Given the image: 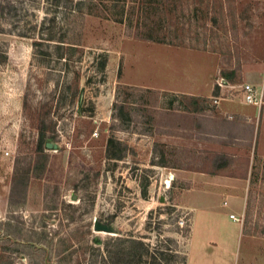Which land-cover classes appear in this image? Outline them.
Masks as SVG:
<instances>
[{"label": "rangeland", "instance_id": "obj_1", "mask_svg": "<svg viewBox=\"0 0 264 264\" xmlns=\"http://www.w3.org/2000/svg\"><path fill=\"white\" fill-rule=\"evenodd\" d=\"M181 48L217 54L216 96L149 86ZM263 75L264 0H0V264H145L128 234L186 257L165 264L222 257L221 208L264 236V157L213 112ZM214 173L247 177L242 209L196 198Z\"/></svg>", "mask_w": 264, "mask_h": 264}, {"label": "crops", "instance_id": "obj_2", "mask_svg": "<svg viewBox=\"0 0 264 264\" xmlns=\"http://www.w3.org/2000/svg\"><path fill=\"white\" fill-rule=\"evenodd\" d=\"M166 55H163L166 60L161 59L154 67L157 79L162 78L149 86L195 97L216 96L212 80L218 69L216 53L202 49L181 48L170 51ZM260 79H253L254 83L252 84H256L255 86L264 92V79L261 82ZM213 112L217 116L230 114L236 120L243 121L246 126L251 127V131L249 129L245 135L253 142L252 159L264 157V102L254 104L241 97H218L214 100ZM205 115L207 118L214 116ZM225 147L223 151L227 152V145ZM211 175L212 177H203L205 179L203 187H195L196 198L210 199L213 203H219V200L226 199V201L235 204L238 209H242L248 187L247 177L244 175L227 176L220 173ZM216 216L222 223L230 224L236 230L235 240L219 242L217 245L211 244L209 249L221 251L222 257H215V253H208V257L198 258L190 264H264V236L244 233L240 229L239 222L231 220L227 211L222 208L221 212L216 213Z\"/></svg>", "mask_w": 264, "mask_h": 264}, {"label": "trees", "instance_id": "obj_3", "mask_svg": "<svg viewBox=\"0 0 264 264\" xmlns=\"http://www.w3.org/2000/svg\"><path fill=\"white\" fill-rule=\"evenodd\" d=\"M134 36H136L139 39H146V40H150V41H157L160 40L161 42H165L167 40H163V39H158L155 38V36L150 33V31H147V33H135L133 34ZM168 42H174V41H168ZM101 68H104V64H101ZM41 144V143H40ZM41 148V145H39ZM121 155H118V157L120 158ZM221 156H226L225 154H221ZM227 164V163H224ZM120 239V244H125L124 246H122V248L118 249V254L123 257V256H127L129 255V253L132 252L133 257L138 256L139 260L144 259L145 264H160L162 262V264H165L163 262V260H169L168 258H166V254L169 255L168 257H172V254H177V256L180 259L181 263H185L186 261V257L183 255H178V253L174 252V253H168L171 251V249L168 247L167 250L168 251H163V249L160 247L159 244L155 245L154 247H151L150 244L146 241H143L142 239H137L135 238L133 235L128 234L127 237L125 238H119ZM95 241L100 242V238H95ZM136 245H138L140 247L139 252L137 253L138 255H136L134 253L135 249H136ZM167 252V253H166ZM160 262V263H159ZM120 260L116 261H112V263L109 261L108 264H119Z\"/></svg>", "mask_w": 264, "mask_h": 264}, {"label": "built area", "instance_id": "obj_4", "mask_svg": "<svg viewBox=\"0 0 264 264\" xmlns=\"http://www.w3.org/2000/svg\"><path fill=\"white\" fill-rule=\"evenodd\" d=\"M237 95L249 103L260 104L264 101V95L262 89L256 87L252 83L244 82L238 85ZM235 96V95H234ZM232 115H229L231 117ZM231 220L239 221V216L234 212L228 214Z\"/></svg>", "mask_w": 264, "mask_h": 264}, {"label": "water", "instance_id": "obj_5", "mask_svg": "<svg viewBox=\"0 0 264 264\" xmlns=\"http://www.w3.org/2000/svg\"><path fill=\"white\" fill-rule=\"evenodd\" d=\"M47 145L50 146L49 143ZM94 228L98 229V230H105V231H109V229H110L108 224H102V223H98V222H95Z\"/></svg>", "mask_w": 264, "mask_h": 264}, {"label": "bare ground", "instance_id": "obj_6", "mask_svg": "<svg viewBox=\"0 0 264 264\" xmlns=\"http://www.w3.org/2000/svg\"><path fill=\"white\" fill-rule=\"evenodd\" d=\"M165 182H167V184H169V180H166Z\"/></svg>", "mask_w": 264, "mask_h": 264}]
</instances>
